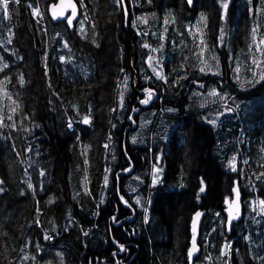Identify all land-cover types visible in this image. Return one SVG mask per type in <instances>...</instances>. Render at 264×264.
Instances as JSON below:
<instances>
[{
    "label": "trees",
    "instance_id": "16d2710c",
    "mask_svg": "<svg viewBox=\"0 0 264 264\" xmlns=\"http://www.w3.org/2000/svg\"><path fill=\"white\" fill-rule=\"evenodd\" d=\"M55 1L0 7V264H190L198 209L191 264H264V0Z\"/></svg>",
    "mask_w": 264,
    "mask_h": 264
},
{
    "label": "water",
    "instance_id": "95a60500",
    "mask_svg": "<svg viewBox=\"0 0 264 264\" xmlns=\"http://www.w3.org/2000/svg\"><path fill=\"white\" fill-rule=\"evenodd\" d=\"M187 3H189V0H186ZM123 9L125 13V19L127 20V8L126 5L123 1ZM192 2V0H191ZM190 2V3H191ZM61 13H63L61 15ZM68 16V21L69 18H71V26L73 25V22L77 19L79 15V3L76 0H56L54 3H50L48 6V15L55 21L58 20H63ZM232 199L225 204V213H226V225L228 227H231L233 223L241 216L243 212V204H242V195L239 190V186L236 184L233 187L232 190ZM197 213H200L199 216H197ZM204 210L198 209L195 211L191 217L190 221V232H191V237H190V243L188 247V259L190 264L192 263L193 259L195 256H197L200 252V246H199V237H200V225L201 221L204 217ZM195 221V250L192 252V255L189 256V250L193 248V225ZM120 249L123 250L124 246H120ZM117 264V263H116Z\"/></svg>",
    "mask_w": 264,
    "mask_h": 264
},
{
    "label": "flooded vegetation",
    "instance_id": "af4514ba",
    "mask_svg": "<svg viewBox=\"0 0 264 264\" xmlns=\"http://www.w3.org/2000/svg\"><path fill=\"white\" fill-rule=\"evenodd\" d=\"M68 16L69 13L67 15V17L63 20H66L67 23H69L68 21ZM70 25V24H69ZM119 224V222L117 221L116 224ZM124 249L121 250H114V253H112V256L117 255L118 257L114 256L113 261H110L111 263H103V264H128L133 258H135V252L131 250V244H127V245H123Z\"/></svg>",
    "mask_w": 264,
    "mask_h": 264
},
{
    "label": "snow or ice",
    "instance_id": "6c2138e0",
    "mask_svg": "<svg viewBox=\"0 0 264 264\" xmlns=\"http://www.w3.org/2000/svg\"><path fill=\"white\" fill-rule=\"evenodd\" d=\"M17 2H18V0H17ZM190 2H191V0H189V3H190ZM8 5H9V0H0V7L3 8L5 14H7ZM223 7H224V8H227V4L225 3V4L223 5ZM62 14H63V13H61V15H62ZM71 22H72V20H71V18H69V24H71ZM142 103H147V100L142 101ZM85 122H87V120H86ZM234 159H235V158H234ZM157 171H159V169H157ZM200 190H201V192L204 191L203 188H201ZM261 203L264 204V201H261ZM199 215H200V213H197V216H199ZM193 232H194V235H193V248L189 250V256L192 255V252L195 250V245H196V242H195V221H194V225H193Z\"/></svg>",
    "mask_w": 264,
    "mask_h": 264
},
{
    "label": "rangeland",
    "instance_id": "374dc122",
    "mask_svg": "<svg viewBox=\"0 0 264 264\" xmlns=\"http://www.w3.org/2000/svg\"><path fill=\"white\" fill-rule=\"evenodd\" d=\"M32 12H33V15L35 17H40V15H41V12L37 7H34L32 9ZM157 74H160V73H157ZM135 83H136V81H135ZM146 95H147V98L144 99V101L147 100V102H148L152 98V96L150 93H147ZM157 159L159 160V157H157ZM157 169L160 170V167L157 164H154L152 170L157 172ZM254 212H255V215H260V207L258 206V204L255 205V211Z\"/></svg>",
    "mask_w": 264,
    "mask_h": 264
}]
</instances>
